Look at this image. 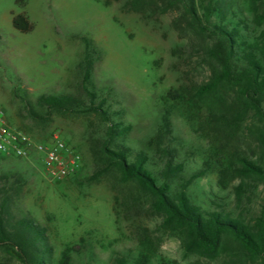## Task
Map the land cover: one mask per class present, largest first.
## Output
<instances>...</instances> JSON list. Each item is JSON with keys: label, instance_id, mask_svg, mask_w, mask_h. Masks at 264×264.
I'll return each mask as SVG.
<instances>
[{"label": "rangeland", "instance_id": "374dc122", "mask_svg": "<svg viewBox=\"0 0 264 264\" xmlns=\"http://www.w3.org/2000/svg\"><path fill=\"white\" fill-rule=\"evenodd\" d=\"M219 1L227 4V24L244 13L250 30L260 31L256 14L264 25V0H232V8L229 0ZM195 5L204 17L208 0ZM19 14L32 30L14 27ZM221 16L212 14L211 23L221 24ZM215 41L179 0H0V106L12 126L38 139L58 131L83 157L80 174L59 181L45 176L35 159L0 162V175L20 179L13 211L45 228L43 264H230L237 247L231 239L225 237L224 250L210 258L188 250L181 232L164 225L152 195L101 150L110 121L87 110L92 104L107 109L115 121L111 146L124 148L131 161L145 156L172 194L186 184L192 202L205 210L256 217L264 184L231 173L220 177L212 154L226 153L232 141L220 135L210 114L217 108L213 98L203 99L208 108L195 104L198 88L212 75L209 48ZM175 90L191 99H170ZM42 94H72L80 106L68 112L39 108ZM165 112L170 130L162 127ZM240 140L249 156L260 154L248 148L254 145L248 130ZM211 160L212 168L189 181ZM0 264L22 262L1 247Z\"/></svg>", "mask_w": 264, "mask_h": 264}, {"label": "trees", "instance_id": "16d2710c", "mask_svg": "<svg viewBox=\"0 0 264 264\" xmlns=\"http://www.w3.org/2000/svg\"><path fill=\"white\" fill-rule=\"evenodd\" d=\"M186 12L202 32H210L215 43L209 48L212 75L197 90V106L207 105L203 99L212 97L219 124L218 132L224 139L232 141L226 153L217 151L212 154L220 177L233 174L242 180L256 178L264 184V25L263 16L257 15V26L260 31H252V23L247 14L238 18L236 23H226L224 3L219 0H208L204 17L199 15L195 0H179ZM226 2V1H225ZM232 8V0H229ZM228 3V4H229ZM219 12L222 23H211L212 14ZM255 12V11H254ZM260 22V23H258ZM227 24V25H226ZM16 29L27 32L34 24L24 14L13 18ZM90 64L89 61H86ZM84 81L89 78V67L84 68ZM173 96V97H171ZM179 98L188 101L190 97L178 91H170V99ZM191 99V98H190ZM203 101V103H202ZM79 99L72 94H42L37 97L39 108L59 112L74 111L79 108ZM174 106V105H173ZM87 110H95L110 121L107 137L101 143V150L118 165L126 179H134L149 192L156 207L164 216V225L179 230L183 236L184 246L195 250L200 255L214 258L224 250L225 237L237 244L231 252L230 264H264V203L261 213L252 219L230 212L205 210L192 202L184 188L176 194L170 192L167 182L159 183L156 176L147 168L145 156L139 155L134 160L128 158L127 151L114 149L111 144L115 135V121L108 115L102 105L92 104ZM168 113L171 112L166 110ZM165 112L162 127L170 130L169 114ZM23 129V128H22ZM25 130V129H24ZM249 131L253 144L248 148H258L260 154L253 158L240 146L241 135ZM48 137L44 138L47 139ZM212 160L206 161L204 167L195 172L189 181L204 174L212 168ZM167 168L171 169L168 163ZM81 171V170H80ZM76 176L72 178H76ZM17 173L0 175V248L14 252L22 264H43L40 241L46 240L45 228L29 218L19 217L13 211L12 204L21 185ZM242 187H237L241 190ZM121 264H126L122 262ZM160 264H177L165 260Z\"/></svg>", "mask_w": 264, "mask_h": 264}, {"label": "built area", "instance_id": "2783aa9c", "mask_svg": "<svg viewBox=\"0 0 264 264\" xmlns=\"http://www.w3.org/2000/svg\"><path fill=\"white\" fill-rule=\"evenodd\" d=\"M9 159H35L42 173L56 181L76 176L83 162L79 148L60 132H53L47 139L35 138L26 130L12 126L0 106V162Z\"/></svg>", "mask_w": 264, "mask_h": 264}]
</instances>
